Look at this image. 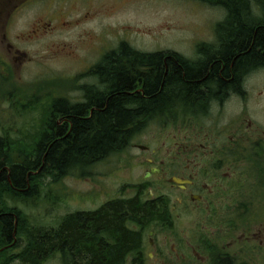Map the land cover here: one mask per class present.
Segmentation results:
<instances>
[{"label":"flooded vegetation","instance_id":"1","mask_svg":"<svg viewBox=\"0 0 264 264\" xmlns=\"http://www.w3.org/2000/svg\"><path fill=\"white\" fill-rule=\"evenodd\" d=\"M126 1L0 0V65L12 69L11 63L24 66L34 61L32 47H68L87 41L82 37L92 35L84 25L119 9ZM221 10L224 18L226 11ZM214 26V38L192 39L183 44L167 39L154 41L150 48L132 44L128 39H108L104 44L101 41L100 46L92 44L91 52L97 54L90 63L86 58L80 60L73 98L63 93L47 94L48 104L56 97L75 104L86 103L88 89L105 88L100 77L103 73H97V65L122 45L139 54L158 56L159 61L153 65L136 63L131 70L127 68L133 78L132 86H127L128 93L141 97L140 106H130L152 113L143 115L138 122L141 128L127 139L123 150L93 165L96 168L127 157L126 165H134L132 170L142 169V174H133L131 179L118 183L115 191L96 198L91 207L75 211L94 214L90 217L93 221L104 218L98 213L116 202L136 203L146 212L149 208L148 218L144 216L146 219L141 221L124 216L123 228L141 232V236L136 249L124 253L120 264H193L205 260L212 264L210 256L216 251L223 259H234L235 264H253L230 250L253 247V205L264 204V194H257L264 193V136L253 127V109L249 106L253 99L249 80L253 74L264 71V63L241 70L240 66L233 68L232 62L226 69L224 54L216 53L222 41L216 38ZM72 31L85 34L80 32L76 39H71ZM255 51L261 52L260 48ZM153 97L156 98L152 102ZM150 126L164 132L150 136ZM144 135L149 140L137 141ZM230 206L244 210L228 215L226 210ZM217 209L222 210V216L216 215ZM184 219L203 225H193L195 230L185 231ZM216 222L223 224L224 234L214 242L202 234ZM241 226L247 230L241 232L244 238L231 236ZM93 233L86 242L92 244L94 256L105 247L101 239L108 245L114 244L107 230ZM218 241L226 244L220 247ZM55 257L66 264L61 253ZM72 264L85 263L78 257Z\"/></svg>","mask_w":264,"mask_h":264},{"label":"trees","instance_id":"2","mask_svg":"<svg viewBox=\"0 0 264 264\" xmlns=\"http://www.w3.org/2000/svg\"><path fill=\"white\" fill-rule=\"evenodd\" d=\"M201 1L226 11L214 26L216 38L222 41L216 53L224 54L226 69L232 62L233 68L240 66L241 70L264 63V0ZM158 61L157 55L139 54L122 45L96 67L97 73H103L99 75L105 83L104 90L88 89L83 104L56 97L45 107L34 105L32 110L41 112L32 136L12 137L6 131L0 135V264L16 260L20 264H44L57 253L66 264L74 263L78 257L85 264H120L124 253L136 249L141 232L125 230L124 216L141 221L144 216L148 218L149 208L146 212L136 203L116 202L98 213L102 219L92 221L94 214L72 212L55 228L33 229L19 209L6 204V196L20 202L33 198L43 177L57 181L70 171L84 172L103 157L123 150L127 139L141 128L138 122L143 115L152 113L130 106H140L141 97L128 93L127 86H132L133 78L127 68ZM100 230H107L114 244L101 239L105 247L94 256L92 244L86 239L91 231L97 234ZM23 237L24 250L15 252ZM210 257L212 264H235L234 259H223L218 251Z\"/></svg>","mask_w":264,"mask_h":264},{"label":"rangeland","instance_id":"3","mask_svg":"<svg viewBox=\"0 0 264 264\" xmlns=\"http://www.w3.org/2000/svg\"><path fill=\"white\" fill-rule=\"evenodd\" d=\"M222 15L221 8L196 0H127L119 9L108 11L95 21L84 25L87 28L86 32H91L92 35L82 37L87 41H79L68 47H32L34 61L24 66L11 63L12 69L6 67L7 65H0V135L6 131L12 137L32 136L33 127L41 112L37 108L32 110L34 105L38 108L45 107L48 102L47 94L55 96L63 93L62 95H70L73 98L75 93L73 88L76 85L74 76L80 70V60L86 58L90 63L97 54L91 52L92 44L100 46L101 41L104 44L108 39H128L132 44L150 48L155 44L154 41L160 39L178 40L179 44L192 39H211L214 38L213 25L222 18ZM80 32L85 34V31H72L69 37L76 39ZM249 81L253 95V99L249 101V106L253 109V127L264 136V71L253 74ZM160 130L163 131L156 126L147 129L150 136L158 135ZM146 136L139 137L137 141L149 140V136L148 138ZM152 146L154 147L153 144ZM132 150H129L131 155ZM123 159L124 161L119 160L96 168L89 167L84 169V172L70 171L57 181L48 176L43 177L36 196L20 202L5 194L6 204L23 213L29 228H55L67 214L91 207L96 198H104L106 192L115 191L118 183L131 179L133 174L140 175L142 169L132 170L134 165L129 163L126 165L127 157ZM253 194L256 195L255 186ZM257 194L264 193L257 191ZM239 210L244 208L230 206L226 212L228 215H235ZM218 211L219 209L216 215L222 216V210ZM192 222L194 221L189 223V219H184L185 231L195 230L197 227L193 225H203L202 222ZM212 224L202 235L214 241L223 236L221 229L223 224L219 225L218 222ZM241 227L232 232L231 236L243 239L241 232L247 230ZM25 239V237L21 239L15 252L20 253L24 250ZM247 241L249 244V239ZM224 244H226L224 241H218L220 247ZM252 244L253 247L244 249L237 247L230 252L253 264H264V204L260 203L253 205ZM200 262L202 261H193V264H209L208 260ZM13 264L20 262L16 260ZM44 264L62 263L54 256Z\"/></svg>","mask_w":264,"mask_h":264},{"label":"bare ground","instance_id":"4","mask_svg":"<svg viewBox=\"0 0 264 264\" xmlns=\"http://www.w3.org/2000/svg\"><path fill=\"white\" fill-rule=\"evenodd\" d=\"M185 110V109H184ZM11 200V199H10ZM16 237V236H15ZM15 239V238H14Z\"/></svg>","mask_w":264,"mask_h":264}]
</instances>
